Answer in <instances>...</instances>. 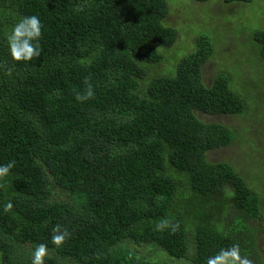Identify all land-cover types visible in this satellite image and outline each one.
I'll list each match as a JSON object with an SVG mask.
<instances>
[{"label":"trees","instance_id":"obj_1","mask_svg":"<svg viewBox=\"0 0 264 264\" xmlns=\"http://www.w3.org/2000/svg\"><path fill=\"white\" fill-rule=\"evenodd\" d=\"M167 14L165 0H0V64L15 65L11 76L0 69V165L15 161L0 187V264H31L41 243L55 253L45 264H157L124 241L155 244L189 264L239 244L242 256L264 264V231L252 226L260 196L229 164L207 160L232 143L230 128L196 116L242 114L243 102L223 76L203 82L213 54L205 36L173 76L150 75L162 64L156 45L177 39ZM32 15L43 25L41 54L16 63L6 36ZM251 38L264 66V30ZM86 81L95 98L80 103ZM55 189L72 201L51 200ZM162 219L178 224L175 234L156 230ZM57 224L72 234L60 247L51 242Z\"/></svg>","mask_w":264,"mask_h":264},{"label":"rangeland","instance_id":"obj_2","mask_svg":"<svg viewBox=\"0 0 264 264\" xmlns=\"http://www.w3.org/2000/svg\"><path fill=\"white\" fill-rule=\"evenodd\" d=\"M165 1L168 14L164 24L175 28L177 39L169 48L156 45L158 53L162 55V64L150 75L156 73L173 76L176 67L174 63L188 54L195 38L205 36L211 42L213 54L202 65L203 82L210 86L218 75L223 76L230 90L243 102L244 108L242 114L238 115L196 113L198 119L205 123H219L229 127L232 136L230 145L210 150L206 155L207 160L229 164L260 196L261 217L252 226L264 231V66L259 59L258 46L251 38L253 31L264 30V0L233 4H226L223 0ZM51 200L60 203L72 201L70 196L56 189L52 192ZM227 201L226 197L222 200V214L226 212ZM187 223L188 231L193 227L194 219L188 218ZM257 247L264 261V232L258 234ZM122 248L152 263L189 264L185 259L169 256L152 243L124 241ZM48 255L55 253L48 251Z\"/></svg>","mask_w":264,"mask_h":264},{"label":"clouds","instance_id":"obj_3","mask_svg":"<svg viewBox=\"0 0 264 264\" xmlns=\"http://www.w3.org/2000/svg\"><path fill=\"white\" fill-rule=\"evenodd\" d=\"M42 22L35 16H24L11 28L6 36L7 46L12 61L16 63L30 62L40 57L41 46L39 41L42 39ZM15 65L7 66L0 64V69H4L6 74L11 76ZM86 90L83 93L77 92L75 99L84 103L95 98V92L91 83H87ZM15 167V161H10L6 165H0V187H5L7 177L12 168ZM13 208V204L8 202L4 206V211L8 212ZM178 224L171 220L162 219L156 224L157 231L170 229V234H175L178 230ZM51 242L56 247H60L71 238V233L67 228L57 224L52 228ZM48 246L38 244L33 253L31 264H45V258L48 255ZM194 252V250H193ZM207 264H253L249 256H242L239 244H234L229 248H222L214 256L207 259Z\"/></svg>","mask_w":264,"mask_h":264}]
</instances>
